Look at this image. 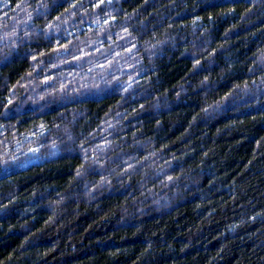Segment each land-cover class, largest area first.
<instances>
[{"label":"trees","instance_id":"1","mask_svg":"<svg viewBox=\"0 0 264 264\" xmlns=\"http://www.w3.org/2000/svg\"><path fill=\"white\" fill-rule=\"evenodd\" d=\"M0 264H264V0H0Z\"/></svg>","mask_w":264,"mask_h":264}]
</instances>
